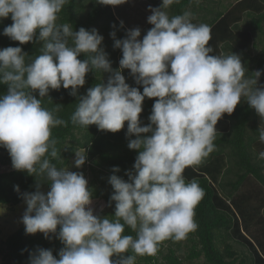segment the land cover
I'll list each match as a JSON object with an SVG mask.
<instances>
[{
	"label": "clouds",
	"instance_id": "9594fccd",
	"mask_svg": "<svg viewBox=\"0 0 264 264\" xmlns=\"http://www.w3.org/2000/svg\"><path fill=\"white\" fill-rule=\"evenodd\" d=\"M125 2L98 0L106 5ZM178 2L149 6L147 22L153 27L142 40L139 28L128 30L122 40L110 34L114 47L122 51L120 67L113 70L96 29L73 31L69 23H57L68 0H0V19L10 15L13 21L4 28L5 36L21 45L34 37L43 42L40 54L27 62L19 46L0 49V84L8 86L7 94L0 96V146L8 150L14 169L27 171L37 181L35 192L23 193L27 207L22 223L27 234H55L64 244L58 259L52 250L37 248L29 264H136L137 256H154L161 242L185 239L198 227L194 209L205 194L198 180L186 182L185 169L215 150L217 122L234 112L241 97L264 118V88L257 87L261 71L245 78L238 54H210L207 24L193 23L189 12L169 16L166 9ZM82 53L87 56L83 61L78 59ZM123 69L143 86L142 93L126 83ZM92 70L111 75L107 83H97L79 97L71 122L110 132L120 131L127 122V135L136 136L128 147L139 150L127 181L115 174L109 177L114 189L109 204H115L111 219L94 214L92 192L82 173L52 163L60 156L52 129L67 122L55 115L61 105L51 110L42 106L50 89L71 88L70 95L77 96ZM146 97L158 99L150 123L141 126ZM258 131L264 143V127ZM75 154L80 168L86 151ZM259 157L264 159V151ZM44 182L50 184L46 194L40 190ZM15 190L20 191L18 185ZM126 227L135 236L125 234Z\"/></svg>",
	"mask_w": 264,
	"mask_h": 264
},
{
	"label": "trees",
	"instance_id": "16d2710c",
	"mask_svg": "<svg viewBox=\"0 0 264 264\" xmlns=\"http://www.w3.org/2000/svg\"><path fill=\"white\" fill-rule=\"evenodd\" d=\"M207 1L179 0L166 11L170 17L189 12L193 23L207 24L211 35L208 46L213 48L210 54H238L246 69L245 78H254L253 73L261 71L257 87L264 88V0H234L236 2L224 10L213 11H208ZM152 4L153 8L159 7L162 0H153ZM12 23L10 15L0 19V49L19 46L27 54L26 62L34 59L40 54L43 42L36 37L23 45L13 41L3 34L4 28ZM57 23H69L73 31L80 27L96 29L104 38L100 47L107 53L112 69H119L122 51L114 47L115 41L110 34L115 32V39L122 40L128 30L121 26L112 5L100 4L98 0H68L58 14ZM152 27L149 25L142 35ZM78 59L83 61L87 56L82 53ZM110 75L96 70L88 72L77 96L70 95L71 88L50 89L48 97L42 98V106L51 110L56 104L61 105L55 115L67 122L66 126L52 129V138L58 141L56 147L60 151L59 158H50L52 163L58 168L71 167L75 152L86 151L89 166L81 173L86 179L89 169L88 188L92 200L106 203V209L99 215L111 219L115 204L110 205L109 201L114 189L108 180L115 174L127 181L126 172H134L139 150L130 149L128 143L136 136L127 135V122L118 132L99 130L96 125L85 128L71 122L79 97L86 95L97 83H107ZM125 80L130 87L143 92V86L136 84L132 76L130 80L125 76ZM7 91L8 86L0 84V96ZM34 95L40 99L38 92ZM156 99L146 97L143 101L141 126L150 123L148 117ZM260 127H264V118L241 97L234 112L225 113L217 122L215 150L200 164L184 171L186 182L198 180L205 193L194 209L198 227L183 240L161 242L154 256H137L136 264H264V159L259 157L264 143L259 140ZM113 167H119L120 171L113 173ZM36 183L34 175L13 168L8 150L0 146V205L13 208L23 203V193L35 192ZM17 185L19 192L15 190ZM43 189L47 193L50 184L42 183L40 190ZM125 234L135 236L128 227ZM237 246L247 248L248 256L242 258L243 253H239ZM63 247L55 234L48 238L40 232L27 234L22 224L5 241L0 240V256L3 264H29L30 254L37 248L52 250L58 259Z\"/></svg>",
	"mask_w": 264,
	"mask_h": 264
},
{
	"label": "rangeland",
	"instance_id": "374dc122",
	"mask_svg": "<svg viewBox=\"0 0 264 264\" xmlns=\"http://www.w3.org/2000/svg\"><path fill=\"white\" fill-rule=\"evenodd\" d=\"M153 0H126L125 3L119 5H112L114 14L116 17L123 21V24L127 27L128 30L139 28L141 30V36L138 39H143L142 32L146 30L149 25L147 22V17L151 15L149 6L153 8ZM208 2V11L213 10H224L229 4L233 3L234 0H209ZM149 29V28H148ZM124 76L131 79L130 70L125 69L123 72ZM76 156L72 161L71 167L66 168L72 172H82L89 165L85 162L83 166L77 168L75 166ZM90 173L89 169L86 173V180L89 181ZM46 194V189L41 190ZM92 207L94 209V214H100L106 209V203L101 200H92ZM26 203L23 202L16 207H9L0 205V240L5 241L13 232H15L23 223L22 217L26 211ZM237 250L242 254V258L248 256V249L237 246ZM0 264H3L0 256ZM237 264H241L238 262Z\"/></svg>",
	"mask_w": 264,
	"mask_h": 264
},
{
	"label": "crops",
	"instance_id": "0c3cea01",
	"mask_svg": "<svg viewBox=\"0 0 264 264\" xmlns=\"http://www.w3.org/2000/svg\"><path fill=\"white\" fill-rule=\"evenodd\" d=\"M235 2H236V1H234L233 4H234ZM233 4H232V5H233ZM232 5H230V7H231ZM123 25H124V24H123ZM124 26H125V25H124ZM125 27H126V26H125ZM126 28H127V27H126ZM127 30H128V29H127Z\"/></svg>",
	"mask_w": 264,
	"mask_h": 264
}]
</instances>
